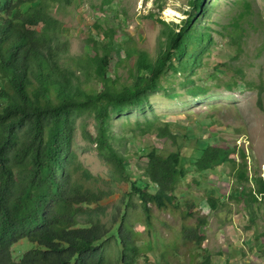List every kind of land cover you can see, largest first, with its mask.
Returning a JSON list of instances; mask_svg holds the SVG:
<instances>
[{"label":"trees","instance_id":"1","mask_svg":"<svg viewBox=\"0 0 264 264\" xmlns=\"http://www.w3.org/2000/svg\"><path fill=\"white\" fill-rule=\"evenodd\" d=\"M62 2L0 0V264H140L130 215L139 211L147 226L152 206L159 210L174 207L177 185L186 172L180 167L178 150L164 154L150 149L143 150L147 180L129 176L125 158L113 144L111 120L134 108H148L151 116L135 124L140 133L175 138L169 123L153 112L149 98L163 89L161 80L169 71L192 73L202 63L213 42L211 28L202 24V18L213 2L188 0L186 18L179 23L153 15L162 26L163 39L159 40L155 59L145 50H125V57L136 53L129 83L109 75L114 31L102 29L106 40L92 37L94 55L77 61L80 73L91 70L101 84L100 90L91 91L80 87L75 69L61 66L66 42L60 39L62 24L52 15L51 7ZM234 3L236 12L218 34L235 47L232 58L240 59L245 53V39L252 29H258L259 21L254 0ZM94 25L99 35V26ZM263 52L264 37L256 58ZM236 71L240 80L225 83L227 89L242 81L243 69L238 67ZM186 81L192 83L187 90L191 95L207 92V87L193 84L188 77ZM244 85L255 88L247 80ZM262 90H256L258 100ZM83 116H91L96 122L94 135L84 124L81 135L94 144L98 157L109 166L110 181L129 182V190L110 212L101 203L110 191L88 184L96 177L76 161L73 151L77 120ZM192 164L197 172L231 164L241 189L246 190L244 200L249 203L264 198V171L250 176L247 154L235 144L207 143ZM208 202L211 209L217 207L216 198L209 196ZM107 216L110 218L105 219ZM206 223L205 217L197 216L195 225H184L183 239L201 249L205 234L200 228ZM21 240L30 247L14 257L12 247ZM112 249L114 255L109 257ZM143 257V264H148L144 252ZM209 263L207 255L200 264Z\"/></svg>","mask_w":264,"mask_h":264},{"label":"rangeland","instance_id":"2","mask_svg":"<svg viewBox=\"0 0 264 264\" xmlns=\"http://www.w3.org/2000/svg\"><path fill=\"white\" fill-rule=\"evenodd\" d=\"M213 6L202 18V24L211 28L213 42L202 63L192 73L170 71L162 78L163 89L149 98L151 108L159 120L168 122L175 138L157 137L155 132L141 134L136 121L150 117V109L134 108L111 120L113 144L125 158L127 174L142 181L147 180L143 172L146 158L143 150L156 149L161 153L178 150L180 167L186 175L177 185V203L174 207L159 210L152 206L150 225L145 226L142 214L133 212L130 225L136 234L133 240L140 248L138 262L143 264L147 254L148 264H200L208 255L209 264H264V198L247 203L231 164L197 172L193 159L207 143L214 145H236L247 154V169L250 176L264 171V52L256 58L264 35V0H254L258 29H252L243 44L245 53L233 59L234 46L227 38L218 34L236 12L235 0H210ZM188 0H68L51 7L53 16L61 21L60 39L66 42V51L60 56L62 67L75 69L80 87L86 91L100 90L101 84L94 73L79 72L77 61L94 55L92 37L103 39L102 29L114 31L109 54L108 73L119 82L132 81L131 68L136 53L125 57V50L134 47L145 50L155 59L159 40L163 39L161 24L153 18L179 23L186 18ZM99 26V35L95 25ZM256 27V26H255ZM100 43H97V47ZM252 63V64H251ZM244 71L239 85L227 89V82L239 79L236 69ZM193 84L207 87L205 94L191 95L187 90ZM255 88L245 87V81ZM262 87L261 99H257V88ZM167 93L175 94L169 97ZM81 124L94 135L96 122L91 116L77 120L73 151L76 161L93 174L96 179L88 184L110 191L101 201L110 212L129 182H111L109 166L97 155L94 144L84 140ZM236 157V155H233ZM252 183H248L250 185ZM238 188V189H237ZM238 190L235 192V190ZM242 190V191H241ZM241 191V193H240ZM209 196L218 200L217 207L210 208ZM245 199V200H244ZM191 212V215H189ZM197 216L206 218L200 228L205 234L201 249L194 242L182 237L184 225H195ZM110 216L105 217V219ZM148 246H151L150 248ZM27 241L13 245V255L18 257L28 249ZM175 248V249H174ZM109 257L114 255L113 249Z\"/></svg>","mask_w":264,"mask_h":264}]
</instances>
